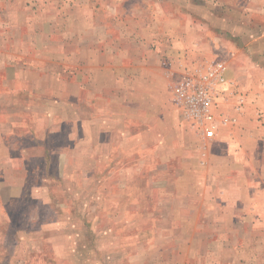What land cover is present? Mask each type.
<instances>
[{
  "label": "rangeland",
  "instance_id": "obj_1",
  "mask_svg": "<svg viewBox=\"0 0 264 264\" xmlns=\"http://www.w3.org/2000/svg\"><path fill=\"white\" fill-rule=\"evenodd\" d=\"M0 264H264V0H0Z\"/></svg>",
  "mask_w": 264,
  "mask_h": 264
},
{
  "label": "built area",
  "instance_id": "obj_2",
  "mask_svg": "<svg viewBox=\"0 0 264 264\" xmlns=\"http://www.w3.org/2000/svg\"><path fill=\"white\" fill-rule=\"evenodd\" d=\"M224 62H211L176 80L171 93L185 119L193 122L203 138L212 139L223 121L216 117L215 95L226 83Z\"/></svg>",
  "mask_w": 264,
  "mask_h": 264
},
{
  "label": "crops",
  "instance_id": "obj_3",
  "mask_svg": "<svg viewBox=\"0 0 264 264\" xmlns=\"http://www.w3.org/2000/svg\"><path fill=\"white\" fill-rule=\"evenodd\" d=\"M220 1V0H219ZM221 2H223V0H221ZM160 3V2H159ZM222 4V3H221ZM251 4V2L248 4V6ZM233 6H234V11H235V9H237L238 11H241V12H245L246 10L244 9V7H242V6H239V4H237V3H235V4H233ZM233 6H231V7H233ZM233 9V8H232ZM212 61V60H211ZM210 61V62H211ZM215 61V60H214ZM207 63H209V62H207ZM225 65V64H224ZM206 65H203V67L202 68H204ZM202 68L200 69V68H198V67H192V68H190V70H188V72H194L195 70H202ZM242 71H243V69L241 68V67H231L230 66V63L229 64H226L225 65V70H224V74H226V77L228 78V79H230V80H232V81H234L233 79H232V77H237V78H239V75L242 73ZM236 87V86H235ZM238 87V86H237ZM236 90H235V94L236 93H238V95H235V105L234 104H232V105H229V104H224L223 105V103L221 102L220 104H218L217 105V110H218V113H222L223 114V112H222V107L223 106H227V107H229V108H232L233 107V105L235 106V116H236V120H238L240 117H242V115L244 114V112L245 111H247V109H250V107L251 106H253L252 104H251V102L249 101V99H248V97L246 96H240V92L237 90V88H235ZM242 92V91H241ZM239 96V101H242L243 102V109H242V105L239 107V106H237L238 105V103H236L237 101V97ZM246 98H247V103H246ZM239 107V108H238ZM240 109V110H239ZM244 111V112H243ZM244 118V117H243Z\"/></svg>",
  "mask_w": 264,
  "mask_h": 264
}]
</instances>
